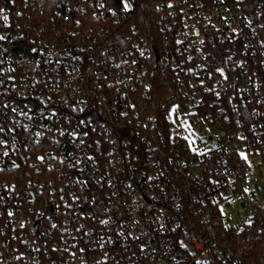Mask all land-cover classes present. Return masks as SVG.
I'll return each instance as SVG.
<instances>
[{"label":"built area","instance_id":"built-area-1","mask_svg":"<svg viewBox=\"0 0 264 264\" xmlns=\"http://www.w3.org/2000/svg\"><path fill=\"white\" fill-rule=\"evenodd\" d=\"M39 7L0 0V264H251L264 0ZM158 72L173 89L151 108ZM180 117L215 136L190 142ZM233 197L253 211L241 227Z\"/></svg>","mask_w":264,"mask_h":264},{"label":"rangeland","instance_id":"rangeland-1","mask_svg":"<svg viewBox=\"0 0 264 264\" xmlns=\"http://www.w3.org/2000/svg\"><path fill=\"white\" fill-rule=\"evenodd\" d=\"M175 125L179 127L180 131H184V133L188 135L187 137L190 142L194 141L196 144L200 139L215 136V133L211 129L207 132L201 131L182 117L179 118V121L175 122ZM211 143L212 141H208V145ZM200 149H205L203 144L200 146ZM258 162L259 158H256V162L252 164L254 175L247 185V191L250 196L257 198L262 204H264V175L260 172ZM255 178L257 179L256 181ZM252 213V209H245L236 197L231 198L229 204L222 206V215L226 225H237L241 227L244 223L250 220Z\"/></svg>","mask_w":264,"mask_h":264},{"label":"trees","instance_id":"trees-1","mask_svg":"<svg viewBox=\"0 0 264 264\" xmlns=\"http://www.w3.org/2000/svg\"><path fill=\"white\" fill-rule=\"evenodd\" d=\"M57 0H38L40 6V14L44 15V13H50L52 10V6L56 4ZM151 7L142 6L141 11L139 13L138 19L135 20L136 25L143 27L145 29V21L146 19H151ZM147 17V18H146ZM149 29H152L151 24L149 25ZM152 88L150 94L144 98V102L148 107L156 108L161 106V101L166 98L171 92L173 88V83H171L170 77H163L160 72L157 74H153L152 77ZM250 263L251 264H264V238L262 237L259 242H257L250 251L249 254Z\"/></svg>","mask_w":264,"mask_h":264}]
</instances>
